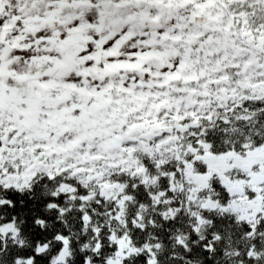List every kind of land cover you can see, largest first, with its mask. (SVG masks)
<instances>
[{
  "label": "snow or ice",
  "instance_id": "6c2138e0",
  "mask_svg": "<svg viewBox=\"0 0 264 264\" xmlns=\"http://www.w3.org/2000/svg\"><path fill=\"white\" fill-rule=\"evenodd\" d=\"M0 264H264V0H0Z\"/></svg>",
  "mask_w": 264,
  "mask_h": 264
}]
</instances>
